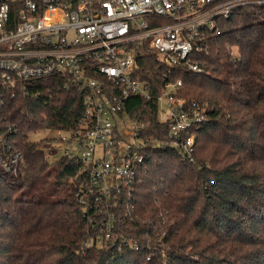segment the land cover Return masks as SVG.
I'll list each match as a JSON object with an SVG mask.
<instances>
[{
	"label": "trees",
	"instance_id": "1",
	"mask_svg": "<svg viewBox=\"0 0 264 264\" xmlns=\"http://www.w3.org/2000/svg\"><path fill=\"white\" fill-rule=\"evenodd\" d=\"M219 27L201 74L166 65L154 51L139 58L150 97L130 95L124 113L139 125L143 159L103 247L84 245L100 216L81 201V161H49L53 139L28 138L86 128L83 93L56 78L28 83L29 94L3 90L0 264H264V7H240ZM177 79L178 96L206 107L192 129L193 162L169 147L156 111L164 83ZM15 150L21 157L7 169Z\"/></svg>",
	"mask_w": 264,
	"mask_h": 264
},
{
	"label": "built area",
	"instance_id": "2",
	"mask_svg": "<svg viewBox=\"0 0 264 264\" xmlns=\"http://www.w3.org/2000/svg\"><path fill=\"white\" fill-rule=\"evenodd\" d=\"M245 6L264 7V0H0V97L3 90L29 94L28 83L46 78L83 93L90 123L56 131L68 146L63 155L79 159L87 173L81 201L100 216L84 245L108 244L120 217L114 209L127 206L138 180L139 125L124 108L130 95L150 97L139 58L154 51L166 65L201 74L219 21ZM180 85L164 83L156 111L169 147L193 162L192 129L206 120V107L178 96ZM20 157L15 150L3 163L11 169Z\"/></svg>",
	"mask_w": 264,
	"mask_h": 264
},
{
	"label": "rangeland",
	"instance_id": "3",
	"mask_svg": "<svg viewBox=\"0 0 264 264\" xmlns=\"http://www.w3.org/2000/svg\"><path fill=\"white\" fill-rule=\"evenodd\" d=\"M126 123L129 124V122L127 121ZM57 137H58V132L56 130H51V129H40L35 132H30L28 134V138L32 140L44 139L46 141H49L53 139L52 143L57 146V150L55 153H50L47 155L49 161H54L60 158L64 150L67 149L68 147L65 142L63 141L59 142L57 140ZM70 145H72V142L70 143Z\"/></svg>",
	"mask_w": 264,
	"mask_h": 264
}]
</instances>
